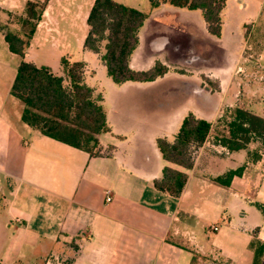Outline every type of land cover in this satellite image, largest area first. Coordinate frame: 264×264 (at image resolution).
Listing matches in <instances>:
<instances>
[{"label": "crops", "instance_id": "0c3cea01", "mask_svg": "<svg viewBox=\"0 0 264 264\" xmlns=\"http://www.w3.org/2000/svg\"><path fill=\"white\" fill-rule=\"evenodd\" d=\"M29 1L46 2L37 30H69L77 36L85 29L84 45L95 0H0V26L8 23L10 15L23 18ZM114 1L136 8L130 4L134 0ZM234 2L239 3L242 14L259 17L264 12V0H227L220 38L208 32L200 10L171 11L177 18L172 29L178 37L191 39L197 25L208 42L219 46L223 57L218 63V56L212 58L218 54L216 50L191 44L183 60L169 62L166 27L152 26L148 38L142 39L146 24L166 13L169 3L158 7L149 3L145 12L136 8L148 18L130 59V67L136 71L162 63L168 67L163 77L114 87L104 76L102 62L100 70L90 69L100 55L83 47L85 82L102 95L109 127V132L98 135V157L24 123V104L10 91L17 67L27 61L28 54L11 65L0 63V77L8 75L4 89L0 87V264H65L64 258L74 255L68 246L78 235L81 240L73 264L254 263L252 243L264 244V160L254 161L245 150L230 152L212 136L221 111L222 78L232 64L243 59L248 44L245 29L249 22L243 23L241 32L237 21L232 32L225 34L226 12ZM250 32L264 61V42L258 40L254 23ZM3 40L5 33L0 31V42ZM181 45L176 40L173 51H180ZM214 78L219 80L218 90L206 82H214ZM159 84L167 86V96L171 90L176 99H155L156 106L150 107L147 100ZM110 86L118 99L109 112L105 91ZM190 113L211 122L213 129L188 170L164 160L157 139L173 142ZM165 167L188 176L179 197L154 186ZM241 167L242 174L234 176L230 186L215 181ZM106 191L113 195L110 203L105 201ZM214 226L217 231L212 230Z\"/></svg>", "mask_w": 264, "mask_h": 264}, {"label": "trees", "instance_id": "16d2710c", "mask_svg": "<svg viewBox=\"0 0 264 264\" xmlns=\"http://www.w3.org/2000/svg\"><path fill=\"white\" fill-rule=\"evenodd\" d=\"M227 0H150L152 7L169 3L177 8L200 10L208 32L220 38L222 35V12ZM46 3L29 1L22 18L23 36L7 32L5 41L11 53L24 58L30 47L37 25L42 19ZM148 15L136 8L114 0H95L87 19L88 32L84 49L100 55L108 76L115 84L126 82H153L168 72V67L157 62L146 71H136L130 67V59L139 45V32ZM63 75H56L49 66H37L21 61L11 87V94L24 104L22 121L39 130L44 135L89 153L101 156L98 135L109 132L103 97L85 82L86 64L83 61L70 63L61 59ZM208 84H212L206 79ZM217 86V85H216ZM212 123L188 114L173 142L166 138L157 139V146L164 160L184 169H192L195 153L208 140ZM222 137H215V143L230 152L247 151L254 161L262 157L253 154L248 144L253 138L264 143V118L245 109L236 108ZM243 167L231 170L215 181L230 186L232 178L241 175ZM188 176L186 173L165 167L162 176L154 181L156 189L179 197L184 190ZM78 235L68 246L73 254L79 250ZM254 250L253 264H259V255L264 244ZM61 257L65 264H73L75 256ZM229 264V263H226Z\"/></svg>", "mask_w": 264, "mask_h": 264}, {"label": "rangeland", "instance_id": "374dc122", "mask_svg": "<svg viewBox=\"0 0 264 264\" xmlns=\"http://www.w3.org/2000/svg\"><path fill=\"white\" fill-rule=\"evenodd\" d=\"M44 3V2H43ZM46 3V2H45ZM149 0H134L130 4L131 6H135L136 8L147 11L149 10ZM151 4V3H150ZM237 2L231 3L227 10V14L225 16V22L227 24V28L225 30V34L231 31L233 26H235L238 21L240 24L241 32L243 31V23L249 22L250 24L246 26V50L243 55V59L237 63V65L232 64L231 70H229V74L227 72L226 77L222 78L223 82V92L221 94L220 103H221V111L220 116L217 120L214 121V132H212V136L215 138L217 136L222 137L221 135L227 130L228 122L231 119V116L234 113L236 108L245 109L255 115L261 116L264 118V61H262L258 55V50L255 46L254 35H251L250 27L251 24L254 23L256 25V33L258 34V40H263L264 42V12L259 17L253 13L247 12L246 14H242V12L238 8ZM167 11L163 13L153 20L146 24L144 30H142L141 35L142 39L146 40L148 38L147 32L151 31L150 28L153 26L164 28L166 27V32L168 33V37L170 38L169 45L165 48V55L167 60L171 63L180 62L183 60L187 53V47L191 44V46H201V48H207L209 50H216L218 54H213V59L218 56V61L221 62L223 57L222 52H219V46H216L208 40H206L202 33H199V29L197 25H194V33H192V38H184L178 37L176 31L172 29L174 27L177 18L171 11L178 9L170 4H167ZM187 11V9H185ZM200 13L199 11H197ZM241 12V13H240ZM203 19V18H201ZM203 21V20H202ZM203 23V22H202ZM5 27V29H4ZM0 31L3 33L14 32L19 33L23 36L22 30V18L20 16H8V23L1 24ZM78 35L74 34V31L69 30H55V29H47L41 28L38 29L31 40V44L29 49L27 50L28 57H25L28 62H32L37 66H49L52 71L56 75L64 76L63 70L61 66V59L65 58L70 63L74 61H82L86 58L85 52L83 50V46L81 44L82 35L85 33V29L83 31H78ZM147 33V34H146ZM209 35V34H208ZM176 40L180 41L181 50L173 51V44ZM250 47V48H249ZM148 54V53H147ZM145 53V55H147ZM100 57V56H99ZM95 58L93 64H91V71L100 70L101 60L100 58ZM21 59L20 56H12L10 51L8 50L6 42L3 40L0 42V63L11 65L14 62H19ZM212 59V60H213ZM216 60V59H215ZM142 68H146L147 64L143 63ZM9 72V71H8ZM7 72V74H8ZM104 76L107 77L108 81H110V85L119 88L120 85L115 84L112 79L108 76L106 68H103ZM221 72L218 71V77L221 75ZM8 76V75H7ZM6 75L0 77V87L4 89L6 84ZM213 82V81H212ZM219 83V80L214 78V82L212 84H208L211 89L217 88L216 86ZM112 86L106 89L105 93L107 96V103L105 104L106 110L110 112V109L113 107L114 102L116 103L118 97L113 90ZM174 85L171 87L173 88ZM167 86L163 84H159L152 91L151 100L147 97L148 104H151L150 107L156 106L155 99H161L166 97H171L176 99L171 95V90L169 92V96H167L166 91ZM175 100H172L174 102ZM20 103H22L20 101ZM23 104V103H22ZM253 154L260 155L264 160V143L260 138H253L252 141L248 144ZM258 242V241H257ZM260 248V244L256 243L254 246V250H258ZM259 264H264V251L259 255ZM219 264H226L223 260L219 261Z\"/></svg>", "mask_w": 264, "mask_h": 264}, {"label": "built area", "instance_id": "2783aa9c", "mask_svg": "<svg viewBox=\"0 0 264 264\" xmlns=\"http://www.w3.org/2000/svg\"><path fill=\"white\" fill-rule=\"evenodd\" d=\"M218 146H221V145H218ZM223 147V146H222ZM225 148V147H224ZM112 200H113V195H112V193H111V191H106L105 192V201L107 202V203H110V202H112ZM212 230H214V231H217L218 230V227H212Z\"/></svg>", "mask_w": 264, "mask_h": 264}]
</instances>
